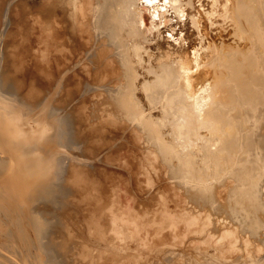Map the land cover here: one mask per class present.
I'll use <instances>...</instances> for the list:
<instances>
[{
  "label": "bare ground",
  "instance_id": "obj_1",
  "mask_svg": "<svg viewBox=\"0 0 264 264\" xmlns=\"http://www.w3.org/2000/svg\"><path fill=\"white\" fill-rule=\"evenodd\" d=\"M0 264H264V0H0Z\"/></svg>",
  "mask_w": 264,
  "mask_h": 264
}]
</instances>
